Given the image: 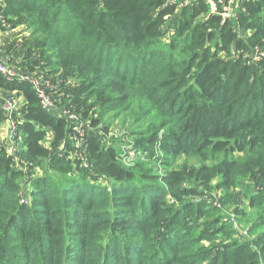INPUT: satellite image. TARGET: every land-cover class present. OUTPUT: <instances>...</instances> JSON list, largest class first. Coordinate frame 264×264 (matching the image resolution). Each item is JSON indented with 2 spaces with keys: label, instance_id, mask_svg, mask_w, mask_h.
<instances>
[{
  "label": "trees",
  "instance_id": "1",
  "mask_svg": "<svg viewBox=\"0 0 264 264\" xmlns=\"http://www.w3.org/2000/svg\"><path fill=\"white\" fill-rule=\"evenodd\" d=\"M184 1L0 0L55 107L0 75L23 97L17 151L0 140V264H264V0ZM120 119L147 162L125 165Z\"/></svg>",
  "mask_w": 264,
  "mask_h": 264
},
{
  "label": "rangeland",
  "instance_id": "2",
  "mask_svg": "<svg viewBox=\"0 0 264 264\" xmlns=\"http://www.w3.org/2000/svg\"><path fill=\"white\" fill-rule=\"evenodd\" d=\"M210 5H211V11H214V4L210 2ZM1 17L3 18V21H4L3 23H5L6 28L5 29L0 28V53L2 51L10 52L11 50H13L15 52L14 58H16L17 60H19V59L23 60L24 56H27V54H28V58L24 59L26 62L20 63V61H17L15 66L20 68L21 70H23V67L27 68L28 73H30L31 75H34L36 78H40V79L42 78L44 81L48 82L49 85H51L50 83H51V80L53 78L51 76H53V75L50 74V76H48L47 73H51L52 68L49 66H45V65H47L45 63V61H43L42 58L39 55H37L36 53H33V55L31 56V52H30L31 42H30V40H32V39L30 38L31 32L27 29L26 18L20 17L17 19L16 17H14V19H12L11 17H5V16H4L5 17L4 18L3 15H1V13H0V18ZM9 18H11L12 21H9V23H8L7 21ZM36 60H37V62L38 61L39 62L33 68L32 65H33V63H35ZM9 64H10V62H9ZM3 91H6L7 93L10 92V91H7L5 89H3ZM3 94L5 95V93H3ZM9 94H13L14 98L17 102V114L22 113V110H23L22 109L23 107L21 105V103L23 101V97L21 96L22 94H20V92H18V91H13V92H10ZM110 123H111V121H110ZM132 126L133 125L131 124V120L124 121V120L120 119V120L112 123V126L110 127V130H109V138H111V139L113 138L116 141L115 147H117L122 152V154L124 156L127 155L125 157V158H127L126 163H125V165H127V166L130 165V163H131L130 161H133V159H131V158H133L132 157L133 155L135 156L134 160L136 158H143L142 160H140L143 162H147L149 160L148 155H146L145 157L138 156L139 154L144 156L145 155L144 152L138 151V150H137L138 152L135 150L133 151V147H132L133 141H135L136 137H134L132 134H133L134 129H136V128L132 127ZM5 127H6V125L3 124V127L0 130V138L1 139H3L6 136V132H5L6 128ZM79 132H83V129H79ZM109 138H107V140ZM79 139L80 138L77 134L73 140L78 141ZM6 152L9 154L8 150ZM135 152H136V154H133ZM158 153L159 152L157 151V154ZM136 156H138V157H136ZM73 159H74V156H73ZM179 162H181V160ZM151 166L153 168L157 169L158 171L161 169L159 166L154 165L152 163H151ZM36 173L39 174L40 172H36ZM245 191L246 190L244 188L238 187V188H236L234 193H236L240 198V200H239V206L241 207L240 210L243 211L244 213H246L248 216V218L246 220H244V222H242V224H241L242 226H240L242 230L239 229V227H238V231H240L244 235V238L248 237V239H249V236L247 235V233H245L246 225H247V223H251L252 225L256 224L258 222L259 218L256 214V211L249 208L247 199H249L251 197V194H248V196H245V194H244ZM217 208L221 209V207H219V205ZM225 209L226 210L222 209L223 213L231 218V223L236 224V221L234 220L235 218L232 215L231 210L227 209V208H225ZM256 233H259V230H256L252 235L254 236V235H256ZM234 239L236 241L242 240L241 237H236V236L234 237ZM214 245H218V244H216V243L207 244V246H209V247H212Z\"/></svg>",
  "mask_w": 264,
  "mask_h": 264
},
{
  "label": "built area",
  "instance_id": "3",
  "mask_svg": "<svg viewBox=\"0 0 264 264\" xmlns=\"http://www.w3.org/2000/svg\"><path fill=\"white\" fill-rule=\"evenodd\" d=\"M189 2L186 0L181 6H188ZM227 10V8H225ZM229 11V9H228ZM3 19L0 18V26L6 27L5 23H3ZM0 75L7 82L12 83H26L32 87V89L36 92L37 97L40 100L41 107L44 111L49 112L54 107V100L48 94V90L52 87L48 84V82L44 81L42 78H36L34 75H31L26 70H19L15 65L9 64V62H5L0 56ZM5 93V95L3 94ZM10 92L3 91L0 87V112H2L5 117L4 125H7L6 136L1 140L4 142L6 148L9 152L15 153L17 151V144L15 141L17 123L15 121V117H18L17 114V102L14 98L13 94H9ZM55 108V107H54ZM58 109V108H56ZM63 114H67V112H63ZM69 119H75L74 115H68ZM80 127L75 128L74 130L77 134L82 135L79 132Z\"/></svg>",
  "mask_w": 264,
  "mask_h": 264
},
{
  "label": "crops",
  "instance_id": "4",
  "mask_svg": "<svg viewBox=\"0 0 264 264\" xmlns=\"http://www.w3.org/2000/svg\"><path fill=\"white\" fill-rule=\"evenodd\" d=\"M2 53V54H1ZM0 54V56L2 57V59L5 61V62H9L8 60H11V58L12 57H14V51L13 50H11L10 52H6V51H2ZM1 87V86H0ZM2 88V87H1ZM3 127V125L0 127V130H1V128ZM6 129H5V132L7 131V125H6V127H5ZM3 131V130H2ZM0 140H2L1 138H0Z\"/></svg>",
  "mask_w": 264,
  "mask_h": 264
}]
</instances>
